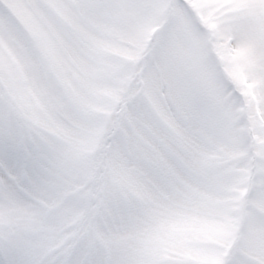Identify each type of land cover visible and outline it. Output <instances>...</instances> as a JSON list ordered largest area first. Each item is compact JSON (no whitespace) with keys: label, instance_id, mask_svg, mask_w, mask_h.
Returning a JSON list of instances; mask_svg holds the SVG:
<instances>
[{"label":"snow or ice","instance_id":"1","mask_svg":"<svg viewBox=\"0 0 264 264\" xmlns=\"http://www.w3.org/2000/svg\"><path fill=\"white\" fill-rule=\"evenodd\" d=\"M0 264H264V0H0Z\"/></svg>","mask_w":264,"mask_h":264},{"label":"rangeland","instance_id":"2","mask_svg":"<svg viewBox=\"0 0 264 264\" xmlns=\"http://www.w3.org/2000/svg\"><path fill=\"white\" fill-rule=\"evenodd\" d=\"M71 227V221L69 220L66 224H65V228H70Z\"/></svg>","mask_w":264,"mask_h":264}]
</instances>
